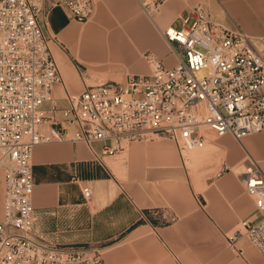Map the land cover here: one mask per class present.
<instances>
[{"label": "crops", "instance_id": "obj_1", "mask_svg": "<svg viewBox=\"0 0 264 264\" xmlns=\"http://www.w3.org/2000/svg\"><path fill=\"white\" fill-rule=\"evenodd\" d=\"M198 1L148 0L146 11L140 0H92L85 21L72 18L58 0L45 1L40 25L59 69L51 90L57 107L67 106L66 93L96 81L148 75L147 54L173 65L177 58L160 31L179 27L177 14ZM203 1L215 20L261 45L264 0ZM53 119L56 128L65 126L60 112ZM247 154L264 172V130L241 142L209 131L204 147L184 159L163 134L106 154L101 142H42L32 154V230L64 247H100L106 264H264L247 237L237 234L243 220L259 219L237 173ZM2 188L0 169V217Z\"/></svg>", "mask_w": 264, "mask_h": 264}, {"label": "built area", "instance_id": "obj_2", "mask_svg": "<svg viewBox=\"0 0 264 264\" xmlns=\"http://www.w3.org/2000/svg\"><path fill=\"white\" fill-rule=\"evenodd\" d=\"M45 1L0 0V264H106L100 247H64L33 232L34 147L52 141L101 142L106 154L124 142L163 134L184 159L188 151L204 147L209 131L241 142L264 130V37L255 45L243 31L215 20L200 0L177 14L179 27L160 31L177 58L173 65L147 54L148 75L86 85L77 94L66 93L67 106L59 109L51 93L59 69L40 25ZM140 1L147 11L148 0ZM58 3L78 21L91 16L92 0ZM200 69L207 75L197 77ZM57 112L63 128L55 127ZM44 126L47 131L41 133ZM244 162L237 173L259 219L243 220L237 234L264 258V172L251 155ZM82 194L89 198L91 189L82 187Z\"/></svg>", "mask_w": 264, "mask_h": 264}, {"label": "rangeland", "instance_id": "obj_3", "mask_svg": "<svg viewBox=\"0 0 264 264\" xmlns=\"http://www.w3.org/2000/svg\"><path fill=\"white\" fill-rule=\"evenodd\" d=\"M92 13H93V11H92ZM92 13H91V16H92ZM90 16V17H91ZM89 17V18H90ZM88 18V19H89ZM190 24V23H189ZM180 55L181 56H183L184 57V54L181 52L180 53ZM195 75L197 76V77H203V76H205V75H207V71L205 70V69H200V70H198L196 73H195ZM97 82V81H96ZM64 104V102H60V105H63ZM195 150H198V149H193L192 151H195ZM192 151H188V153H190V152H192ZM87 246H94V245H92V244H88Z\"/></svg>", "mask_w": 264, "mask_h": 264}, {"label": "bare ground", "instance_id": "obj_4", "mask_svg": "<svg viewBox=\"0 0 264 264\" xmlns=\"http://www.w3.org/2000/svg\"><path fill=\"white\" fill-rule=\"evenodd\" d=\"M200 150V149H199ZM192 163V162H191ZM237 167V166H236ZM240 167H242V165L240 166ZM232 169H233V167H232ZM238 169H239V167H238Z\"/></svg>", "mask_w": 264, "mask_h": 264}]
</instances>
